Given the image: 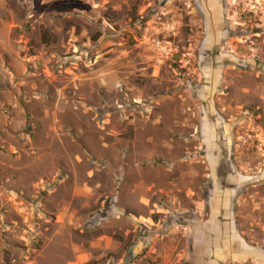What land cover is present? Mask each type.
<instances>
[{
    "label": "rangeland",
    "instance_id": "374dc122",
    "mask_svg": "<svg viewBox=\"0 0 264 264\" xmlns=\"http://www.w3.org/2000/svg\"><path fill=\"white\" fill-rule=\"evenodd\" d=\"M244 2L0 0V264H264Z\"/></svg>",
    "mask_w": 264,
    "mask_h": 264
},
{
    "label": "built area",
    "instance_id": "2783aa9c",
    "mask_svg": "<svg viewBox=\"0 0 264 264\" xmlns=\"http://www.w3.org/2000/svg\"><path fill=\"white\" fill-rule=\"evenodd\" d=\"M243 12L253 15L264 16V1L263 0H245L242 5Z\"/></svg>",
    "mask_w": 264,
    "mask_h": 264
},
{
    "label": "crops",
    "instance_id": "0c3cea01",
    "mask_svg": "<svg viewBox=\"0 0 264 264\" xmlns=\"http://www.w3.org/2000/svg\"><path fill=\"white\" fill-rule=\"evenodd\" d=\"M247 251L245 253H238L236 255L237 259L240 261H246L249 258V256H252V254L248 253ZM254 260L256 262H260V263H262V261H264L263 259H261V256L258 254H256V258L254 257Z\"/></svg>",
    "mask_w": 264,
    "mask_h": 264
}]
</instances>
